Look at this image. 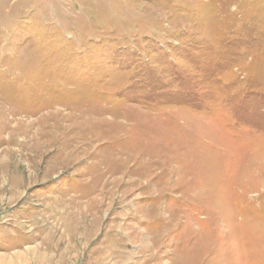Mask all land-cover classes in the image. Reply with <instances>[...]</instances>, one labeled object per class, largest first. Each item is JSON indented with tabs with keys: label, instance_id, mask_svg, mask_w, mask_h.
Instances as JSON below:
<instances>
[{
	"label": "rangeland",
	"instance_id": "1",
	"mask_svg": "<svg viewBox=\"0 0 264 264\" xmlns=\"http://www.w3.org/2000/svg\"><path fill=\"white\" fill-rule=\"evenodd\" d=\"M0 264H264V0H0Z\"/></svg>",
	"mask_w": 264,
	"mask_h": 264
},
{
	"label": "bare ground",
	"instance_id": "2",
	"mask_svg": "<svg viewBox=\"0 0 264 264\" xmlns=\"http://www.w3.org/2000/svg\"><path fill=\"white\" fill-rule=\"evenodd\" d=\"M11 154H12V153H11ZM23 155H24V154H23ZM22 157H23V156H22ZM14 158H15V157H14ZM10 159H11V158H10ZM16 160H17V159H16ZM16 160H15V161H16ZM6 161H7V160H6ZM11 161H12V160H11ZM13 165H14V164H13ZM10 166H11V165H10ZM15 167H16V166H15ZM15 167H14V168H15ZM11 168H12V167H11ZM19 169H20V168H19ZM23 169H24V168H23ZM1 171H2V170H1ZM9 171H10V170H9ZM2 173H3V172H2ZM9 173H11V172H9ZM9 177H10V176H9ZM6 188H7V187H6ZM2 194H3V193H2Z\"/></svg>",
	"mask_w": 264,
	"mask_h": 264
}]
</instances>
